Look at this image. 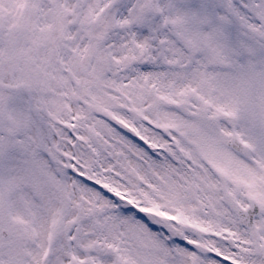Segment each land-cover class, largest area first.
Returning <instances> with one entry per match:
<instances>
[{
    "label": "snow or ice",
    "instance_id": "snow-or-ice-1",
    "mask_svg": "<svg viewBox=\"0 0 264 264\" xmlns=\"http://www.w3.org/2000/svg\"><path fill=\"white\" fill-rule=\"evenodd\" d=\"M0 264H264V0H0Z\"/></svg>",
    "mask_w": 264,
    "mask_h": 264
}]
</instances>
